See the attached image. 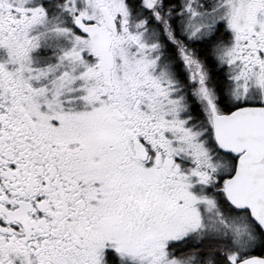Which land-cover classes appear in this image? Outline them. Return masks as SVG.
I'll list each match as a JSON object with an SVG mask.
<instances>
[{
	"label": "snow or ice",
	"instance_id": "1",
	"mask_svg": "<svg viewBox=\"0 0 264 264\" xmlns=\"http://www.w3.org/2000/svg\"><path fill=\"white\" fill-rule=\"evenodd\" d=\"M0 264H264V0H0Z\"/></svg>",
	"mask_w": 264,
	"mask_h": 264
}]
</instances>
